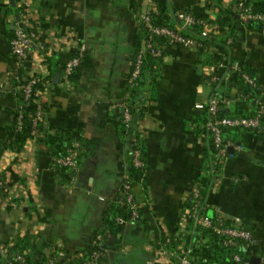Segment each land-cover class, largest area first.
<instances>
[{
  "label": "crops",
  "instance_id": "obj_1",
  "mask_svg": "<svg viewBox=\"0 0 264 264\" xmlns=\"http://www.w3.org/2000/svg\"><path fill=\"white\" fill-rule=\"evenodd\" d=\"M29 1L30 21L48 40L74 31L87 51L75 83L64 76L54 58L62 53H51L46 63L39 62L36 50L29 54V74L38 73L48 82L42 98L46 114L43 130L21 151L0 148V178L7 184L5 196L12 199L0 215V264H8L9 248L19 238L29 239L23 250L31 261L54 256L55 264L60 259L61 264H77L100 231L105 233V256L99 264H175L162 255V249H173L180 240L182 247L192 250L208 241L193 225L180 237L186 198L196 185L207 191L208 214L222 211L230 221L234 218L254 229V258L264 264V134L245 132L238 141L243 151L232 152L216 182L205 170L206 110L198 107L212 93L209 67L222 73L228 64L240 62L264 90V32L242 16L240 0H221L224 12L212 1L208 7L210 0ZM154 5L157 12L188 9L215 23L221 18L225 31L233 29L234 35L209 40L203 55L198 49L167 44L159 66V97L148 104L137 129L136 138L145 144L144 175L134 185L141 217L138 222L119 223L116 218L121 215H117L106 227L112 206L107 201L130 162L129 146L118 135L123 118L119 104L131 99L128 77L142 47L138 18ZM16 18L12 0H0V142L4 143L11 140L14 117L23 102L11 77L10 41ZM216 35H222L220 28L211 38ZM210 56L221 57L213 61ZM207 57L211 63H204ZM229 86L239 88L234 82ZM232 97L235 101L226 107L228 113L239 101ZM62 129L95 143L79 157L81 169L73 184L58 171L52 151L37 157L39 141L45 138L52 145ZM235 175L242 179L234 181Z\"/></svg>",
  "mask_w": 264,
  "mask_h": 264
},
{
  "label": "built area",
  "instance_id": "obj_2",
  "mask_svg": "<svg viewBox=\"0 0 264 264\" xmlns=\"http://www.w3.org/2000/svg\"><path fill=\"white\" fill-rule=\"evenodd\" d=\"M21 12L14 20V35L10 41L12 54V87L22 92L23 102H27L33 96L34 86L42 77L37 74H29L27 69V61L32 50L39 53V62L46 63L47 58L51 53L58 51L64 55H71L65 63L63 74L69 79L82 65L83 58L87 51V45L83 42L74 31L56 35L48 40L38 27L31 21V4L29 0H18ZM155 4V3H154ZM242 8V16L254 23H262V30L264 32V12L253 11L251 6H244V0L239 2ZM157 6H153L150 12L141 14L138 22L147 33L145 48L142 49L135 58L132 70L128 77V86L131 88L137 82V78L141 72V65L145 50H148L155 57H164L167 49V44L204 49L206 48V39L211 37L213 31L219 29V25L212 20L211 17H201L192 10L175 9L171 16L176 21V26L166 24H156L154 22L155 15H157ZM25 25L31 26L29 30ZM201 27L200 39L191 35L184 34L183 30L188 28L195 29ZM155 37L163 38L167 41L165 44H160ZM204 40V41H203ZM232 41L231 39L229 40ZM224 66V63H220ZM208 82L212 87L211 96L204 103L198 104V107L206 110L208 118L205 120L204 127L207 132L210 143L213 146V158L209 163L210 173L221 172L214 178L216 182L220 179L223 173L226 160L230 157L232 149L234 152L240 153L243 151V145L240 142L234 141L228 137L224 131L225 128H243L246 132L254 135L264 134V90L258 78L250 74L244 65L240 62H232L228 64L226 71L219 72L216 67L207 68ZM233 76H238L244 86L247 87L245 91L238 89L231 90V94L226 92V86L231 83ZM43 92H39L35 99L36 112L33 123L32 137L40 133L39 125L44 122L46 114L44 103L42 101ZM236 96L239 101H251L255 106L253 114L248 116H230L221 115L224 108L232 103ZM131 96V94H130ZM22 104L18 108L17 130L22 129L23 125V108ZM121 108L123 119L128 122L131 118L129 105L127 101H122L119 104ZM79 146L80 143L74 141L66 151L59 156H55V162L68 171H70L71 178L69 183H74L80 172L81 166L79 163ZM131 162L136 168H143L144 161L141 157V151L136 148L131 153ZM213 179V180H214ZM234 181L238 182L242 179L241 176H233ZM7 191V184L3 178H0V215L7 203L11 202V196H5ZM105 200V197H102ZM117 204L127 210L126 216H117V222H138L140 220V204L136 201L133 192L132 179L129 171H126L120 181L116 185L114 195L108 199L107 204ZM193 221V226L197 231L210 229L217 237L220 238L221 243L225 247H241L243 251H250L248 255L236 251L231 254L232 263L230 264H253L250 255L254 254V244L256 241V234L243 221L239 222L237 219L226 216L222 211L217 212L213 217L208 214V209L203 202L202 189L200 186H194L188 193L186 198V207L180 223V237L182 230H185L189 222ZM105 233L100 231L94 235L89 243V255L82 261L81 264H99L105 256L103 250V241ZM162 255L175 264H209L208 258L192 253L191 249L184 248L180 240L175 243L173 249H162ZM59 257L63 255L59 253ZM56 257H49L43 261H30L22 253H17L10 258L8 264H55ZM226 264V263H220Z\"/></svg>",
  "mask_w": 264,
  "mask_h": 264
},
{
  "label": "trees",
  "instance_id": "obj_3",
  "mask_svg": "<svg viewBox=\"0 0 264 264\" xmlns=\"http://www.w3.org/2000/svg\"><path fill=\"white\" fill-rule=\"evenodd\" d=\"M214 2L216 5L219 6L220 11H223V7L221 6V0H210L207 5L208 7H212V2ZM244 6H251L253 11L256 12H264V0H244ZM222 7V8H221ZM188 10V9H187ZM12 11L14 15L17 17L18 14L21 12V8L19 7L18 0H13L12 1ZM171 12H158L157 15H155V20L154 22L156 24H166L170 26H176L177 23L171 16ZM200 15V14H198ZM201 17H207L206 15H200ZM252 28L254 29H262L263 24L262 23H254L251 21H247ZM217 23L219 25V28L221 30L222 35H216L215 37L211 38L209 37L206 39L204 42H208L209 40L216 41L220 39H226L229 36L234 35V30L231 29V31H225L224 26L226 25V22L221 20V18H218ZM26 29L29 30L31 26L25 25ZM201 31V27H196L195 29L193 28H188L183 30L184 34L186 35H191L194 36L195 38H198L202 40L199 36ZM14 34V32H13ZM146 38H147V33L146 31L143 30L141 27L140 30V39L142 42V47L139 49L138 53L145 48L146 44ZM155 39L160 43V44H165L167 41L163 38L160 37H155ZM203 49L200 50V54L203 55ZM136 54V56L138 55ZM71 55H63L59 54L58 56L54 57L58 59V66L61 71H63L66 60L70 57ZM135 56V58H136ZM213 58V61L219 60L221 56H210ZM134 58V61H135ZM50 58H47V61H49ZM163 60V57H155L153 56L148 50H145L144 56H143V61L141 65V72L139 77L136 80V84L133 85L131 88H129V92L131 94V99L128 101L129 105V110L131 113V118L128 122H125L124 119L120 121L118 125V135L123 139L124 142L129 146L130 149V162L128 166V171L131 175L132 179V186H133V192H134V185L137 184L144 175V167L143 168H136L132 162H131V153L133 152L134 149L139 148L141 151V157L144 160V154H145V144L144 141L141 139L136 138L138 134V126L141 120L145 118L148 104L151 101H155L159 97V84H160V79H161V74L159 73V66L161 65ZM212 60L210 58H206L204 63H211ZM245 68V67H244ZM70 81L76 82L79 80V71H76L72 76L69 77ZM235 83L237 86H239V89L242 91H245L247 89L246 86L242 83L241 79L238 76H233L231 79V83ZM230 83V84H231ZM48 82L44 79L42 81H39L38 83L35 84L34 86V91H33V96L31 99L27 102H23L22 108H23V125L21 130H17L16 125H17V117H18V111L15 114L13 125L11 127L10 133H11V140L9 142H0V148L6 147L10 148L14 151H21L27 141L32 137L31 133L33 130V123H34V117H35V112H36V103L35 99L38 97L39 92H43L45 90V87L47 86ZM226 86L225 90L227 93L230 94V91L232 89L231 86ZM21 93V92H20ZM255 111V106L254 104L249 101H238L235 105V108L231 112H227L226 108L223 109L221 115H230V116H248L253 114ZM204 117L203 121H205L208 118V114L205 111L204 112ZM40 131L43 130L42 124L39 125ZM226 135L230 138H232L234 141L238 142L241 140L242 135L246 132L245 129L243 128H225L224 129ZM77 141L80 143L79 146V157L81 155H84L85 152H87V148L93 147L95 143L92 140L85 139L84 137L80 136L79 134L75 133L74 131L70 129H62L58 130L55 141L52 145L47 141V139H42L38 143V149H37V157L40 159L42 156L47 154L49 151H52L55 156L62 155L66 149L74 142ZM94 148V147H93ZM233 152V151H232ZM231 152V154H232ZM213 153L214 149L212 144L210 143V140L208 142V165L205 166V170L209 171V163L213 158ZM207 161V160H206ZM80 163V160H79ZM58 165V164H57ZM81 166V164H80ZM58 171L60 173H63L67 175L65 177L68 180L71 178V172L68 171L67 169L60 167L58 165ZM221 172L217 173H210L208 172L210 179H214L217 174L219 175ZM207 195L206 190H202V198L203 202H205V197ZM127 213V210L116 203L111 206L110 210V215L106 218L105 225L106 227L112 226V224L115 222V217L117 215H124ZM189 222V228L193 225V221L190 220ZM200 234L202 235H207L208 241L207 243L202 244L198 248H193L192 253L207 257L208 263L209 264H220V263H226L230 264L232 263L231 259V254L240 251L242 254L248 255L250 251L246 252L243 251L241 247H225L222 245L221 240L217 235L211 231L210 229H204V230H199ZM30 243L29 239H24V238H19L17 241L14 243L12 247L9 248V257L12 258L14 257L17 253H22L26 256L28 260L29 255H27L24 252V248L28 246ZM89 245L86 247L83 252V256L81 259L78 261L76 260L77 264H81L82 261L89 255ZM255 254V253H254ZM255 255H250V259L253 260ZM9 258V259H10ZM31 261V260H30ZM43 261V260H41ZM59 263H62V260H59Z\"/></svg>",
  "mask_w": 264,
  "mask_h": 264
},
{
  "label": "water",
  "instance_id": "obj_4",
  "mask_svg": "<svg viewBox=\"0 0 264 264\" xmlns=\"http://www.w3.org/2000/svg\"><path fill=\"white\" fill-rule=\"evenodd\" d=\"M12 1H13V0H12ZM60 76H61V74L58 73L57 76H56L57 80L60 78ZM230 151L232 152L233 150L230 149ZM209 215H210L211 217H213V213H212V214H209ZM252 262H253V264H259V263H260V258L255 257V258L252 260Z\"/></svg>",
  "mask_w": 264,
  "mask_h": 264
}]
</instances>
